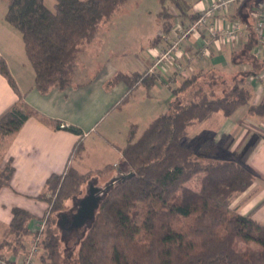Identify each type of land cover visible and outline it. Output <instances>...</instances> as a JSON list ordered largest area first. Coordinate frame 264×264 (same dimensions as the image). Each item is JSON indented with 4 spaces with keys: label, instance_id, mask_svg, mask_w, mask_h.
Here are the masks:
<instances>
[{
    "label": "trees",
    "instance_id": "trees-1",
    "mask_svg": "<svg viewBox=\"0 0 264 264\" xmlns=\"http://www.w3.org/2000/svg\"><path fill=\"white\" fill-rule=\"evenodd\" d=\"M120 1L56 0L51 8L45 0H7L5 18L22 33L27 56L35 69V85L42 93L73 84L78 46L94 36ZM164 1L161 0L159 16L163 31L168 32L173 15ZM199 16L195 14L193 21ZM247 33L248 50L242 53V61L250 59L255 41L254 35ZM0 71L19 95V100L0 114V132L13 134L38 113L22 100L16 79L3 58ZM154 72L119 71L111 83L126 81L128 96L140 83L150 88L157 78ZM250 72L233 78L230 88L220 95L215 89L216 80L208 83L209 87L201 81L215 71L188 74L172 88L176 97L169 108L155 117L139 137L131 131L122 155L125 167L131 168L135 175L116 184L101 202L94 222L76 246L77 264H264V223L251 213L241 214L231 208L234 196L246 191L259 174L234 159H199L198 151L212 156L219 152L220 143L212 137L196 146L186 141L192 125L218 111L230 116L240 106L249 104L252 92L246 82ZM249 111L264 114V104H252ZM55 126L83 133L79 127L62 125L59 120ZM81 150L79 141L73 157ZM114 168L106 165L81 172L70 165L63 173L48 178L37 196L49 204L46 215L39 219L46 218V227L42 232L36 230L34 235V239L40 237L37 264H65L54 214L65 209L68 200L80 193L91 174L106 175ZM122 168L119 166L120 171ZM14 170L10 159L0 170V190L10 186ZM199 172H204V176L200 189L196 190L186 181ZM138 208L142 212L143 235L133 240L123 234V228ZM34 217L21 207L12 209L13 238L9 242L16 250L27 247V238L32 234L29 223ZM239 240L245 244L243 249L236 245Z\"/></svg>",
    "mask_w": 264,
    "mask_h": 264
},
{
    "label": "crops",
    "instance_id": "crops-1",
    "mask_svg": "<svg viewBox=\"0 0 264 264\" xmlns=\"http://www.w3.org/2000/svg\"><path fill=\"white\" fill-rule=\"evenodd\" d=\"M142 1L144 3L139 4ZM142 1L121 0L111 14L104 18L94 36L78 46L73 84L66 89L53 87L42 93L36 87L35 69L27 56L21 32L18 34L11 31L6 44L0 46V59L6 60L22 100L38 113L30 116L15 133L0 132L2 165L11 159L15 169L10 186L0 190V254L7 258L22 261L32 246L35 232L43 221L39 219L46 215L49 206L37 196L52 174H61L70 165L80 170L75 165L77 160L83 162L85 157L91 155L94 165L86 172L113 165L115 168L111 171L115 173L120 171L119 166H125L122 148L129 140V128L133 130L136 122L140 121L145 124V129L155 117L165 112H158V105H170L175 98L172 88L179 77H184L179 72L180 66L188 68L191 73L200 70L219 72L226 80L251 71L246 84L255 97L256 103L253 104H264L260 102L264 100V78L257 81L252 76L255 70H264V55L255 54L260 41L255 30L254 9L260 0H235L227 8L207 17L205 24L183 40L181 54L174 60L156 66L155 72L150 69L154 66L156 54L168 48L181 29L191 27L198 20L193 21V16L197 13L201 16L214 0H166L165 4L175 5L174 10L170 6L168 8L173 15L170 17L173 25L168 32L163 31L159 16L163 6L161 0H152L146 4L145 0ZM139 8L144 15L149 11L155 15L157 29L152 37L135 30L140 27L143 32L149 31V23L148 20L144 21L145 18L139 24L133 21L136 18L134 13H138ZM232 23L239 24L245 32L239 44L212 42L211 28L226 27ZM248 31L254 35L255 41L250 50V59L242 61V53L248 50ZM205 45L208 52L200 56L199 51ZM236 65H241V68L235 69ZM146 70L157 75L150 88L140 83L127 96L129 86L126 81L111 83L119 71L133 73ZM17 100L18 93L0 71V114ZM250 105H243L244 110L236 116L238 109L230 116L222 112L228 118H218L209 134L220 143L219 152H241L243 163L259 174L246 191L237 194L238 199L232 203L231 208L234 211L241 210L236 211L241 214L251 213L256 220L264 223V114L251 113ZM57 120L62 125H75L83 133L72 132L63 126L57 128ZM245 120L247 125L243 123ZM99 127L102 128L101 132L90 138ZM191 127L188 139L192 134L197 138L198 130H190ZM248 136L251 144L245 150L243 144ZM79 141H82L81 153L73 157L74 147ZM14 207H21L35 215L29 223L32 234L27 238L25 249L16 250L9 242L13 238L10 222Z\"/></svg>",
    "mask_w": 264,
    "mask_h": 264
},
{
    "label": "rangeland",
    "instance_id": "rangeland-1",
    "mask_svg": "<svg viewBox=\"0 0 264 264\" xmlns=\"http://www.w3.org/2000/svg\"><path fill=\"white\" fill-rule=\"evenodd\" d=\"M45 1H46L47 5L49 7L54 8V4H55L56 0H45ZM151 1L152 0H145V4L148 3V2H151ZM143 3H144L143 1L139 2V4H141V5ZM164 3H166V0L164 1ZM165 5L168 8L170 6V9H172V10L175 9V5L172 4V3L170 5H168V4H165ZM7 7H8L7 0H0V46H3V45L6 44V40H8V36H9V33L11 31L13 32V30H14L15 32H18V34H20V31L18 29H16L14 26H12L5 18ZM134 15L136 16V18L133 19V21L137 22L138 24L141 23V21L144 20V18H145L144 21L146 22L148 20V23H149V31L143 32L142 29H140V27L136 28L135 30L137 32L139 30V32L141 34H143L144 36L147 35V34H149L150 37L154 36L155 33H156V29H157V20L155 19V15H153L150 11L148 12L147 15L146 14L144 15V13H141V8H139V12L138 13L137 12L134 13ZM144 39L146 40V38H144ZM234 68L235 69H240L241 65H236ZM242 74L243 73H239L238 76H241ZM182 79L183 78L179 77L178 81H177V83L175 85H177L178 83L182 82ZM231 79L232 78H228V80H226L225 76H221L219 74V72H215L214 75L209 74V75H206L205 78L202 77L201 81L202 82L205 81L206 87H209L208 83H210L212 80H216L218 82L217 83L218 85L215 87V89H217V91H218L217 93H218V95H220L223 90L230 88L231 84L233 83V79L232 80ZM141 90H143V89H141ZM174 97H176V96H174ZM161 101L163 102L162 98H161ZM260 102L264 103V100H262ZM253 103H256L254 96L251 97L249 104H253ZM158 106H159L158 112L159 111H163V110L166 111L168 109V107H169V103L166 104V105L162 103V104H159ZM244 108H245V106H240L238 108V110L236 111L235 116L240 114L244 110ZM220 117L222 119L228 118L227 116H225L222 113V111H219L217 113H214V115H213V117L211 119H208L206 121L197 123L196 125L192 126L190 130H198V132H199L198 133V137L196 138L195 137L196 135L192 134L193 136L190 139H188V137H187L186 141H188L191 144L196 146V145L200 144L206 138L213 137L209 133H211L212 128H214L216 126L215 124L217 123V120ZM136 123H137L136 127L133 130L135 132V135L138 137L142 133V131H143L144 127H145V124L143 122H140V121L139 122L137 121ZM243 123L245 125H247L246 120L243 121ZM101 130H102L101 127L97 128L95 131L92 132L90 138H93V137L97 136L101 132ZM128 131L129 132H127V133H131L132 129L129 128ZM194 137L196 139H194ZM249 139H250V136H248V138H246L244 140L243 148L245 147V150L251 144V143L249 144V141H250ZM196 155H197V157H199V159H202L204 161H207V160L212 159V158H221V159L229 158V159H234V160L240 161V162L244 161V158H243V155H242L241 152H237L236 154H230L229 152H227L225 150H221L215 156H212V155H208V154H206L204 152H199L198 151V152H196ZM91 156H89V158L85 157L83 162H81L80 160H77L75 165L81 171L86 172V171L90 170L91 166L93 164V161L90 158ZM95 163L99 164V162H95ZM2 164H3L2 163V159L0 157V170L4 169L7 163L5 165H2ZM122 167H123L122 171H127L129 169V167L128 168H126L125 166H122ZM117 172L114 173V171H110L106 175H99V174H96V173L95 174H91L90 178L82 185V189H81L80 193L74 195L73 197H71L70 200H68V205H67V207L65 209H63L61 211H58V212H56L54 214L55 227L58 229V232L60 234L61 241H62L61 249H62L63 259L65 261V264H77L76 263V246L78 245L79 240L84 236L83 231L85 230V228H81L79 231H76V232L70 234L68 237H64V240H63L62 239V230H61L60 226L58 225V220H59L58 214L60 212H63V211L64 212L65 211L71 212L72 210L75 211L74 210L75 202H77V200L79 198L83 197L87 193L88 188H89V186L91 184H94L96 186H100V187L104 188L109 183V181L113 178V176L117 174ZM113 173H114V175H111ZM203 176H204V172H199V173L195 174L193 177H191L189 180H187L186 184L189 187L193 188V189L199 190L200 186H201V179H202ZM241 193H238V194L241 195ZM236 197H237V194L232 199V203L236 202V199H238ZM254 200L255 199L249 200L250 202H248V203H251ZM232 203H231V205H232ZM233 210H234V208H233ZM236 211H241V210H236ZM141 222H142V212H141V209L138 208L137 211H135V212L133 211L132 212L131 221H127L125 223L124 228H123V234L128 236V237H130V238H132L133 240L139 239L143 235V230L141 228ZM44 238H46L45 234H44ZM236 245H237V247L239 249H243L245 247V244L242 241H240V240L237 241ZM4 256L7 257L6 255H4ZM37 263H39L38 258H37Z\"/></svg>",
    "mask_w": 264,
    "mask_h": 264
},
{
    "label": "built area",
    "instance_id": "built-area-1",
    "mask_svg": "<svg viewBox=\"0 0 264 264\" xmlns=\"http://www.w3.org/2000/svg\"><path fill=\"white\" fill-rule=\"evenodd\" d=\"M235 0H214L211 6L205 9L198 20L189 28L181 29V32L178 36L172 41L170 46L159 53L156 54L155 63L153 68L150 71H154L155 67L162 64L164 61L167 60H174V58L181 54V45L183 40L194 30H197L198 27L202 24H205L207 17L214 15L218 10L225 9L228 7L229 4L234 2ZM254 16H255V30L259 37L260 45L257 47L255 52L256 55H264V0H260L257 2V5L254 9ZM245 35L244 30L241 26L237 23H232L226 27H214L210 30V37L212 42H223L228 43L231 45L239 44ZM208 47L205 45L199 51V55L203 56L205 53L208 52ZM179 72L183 76H187L191 72L188 71L186 67H179ZM253 78L257 81H262L264 78V70L262 72H257L252 74ZM46 227V218L39 224L37 230L42 232ZM40 237H36L33 241V245L29 251V253L25 256L24 260L21 262L12 261L4 256H0V264H37L36 263V256L39 252L38 242Z\"/></svg>",
    "mask_w": 264,
    "mask_h": 264
},
{
    "label": "water",
    "instance_id": "water-1",
    "mask_svg": "<svg viewBox=\"0 0 264 264\" xmlns=\"http://www.w3.org/2000/svg\"><path fill=\"white\" fill-rule=\"evenodd\" d=\"M134 175V171L129 168L127 171H118L104 188L91 184L87 193L75 202V211H63L58 214V225L62 230V239L64 240V237H68L81 228H85L83 231L85 234L94 222L100 204L108 193L116 184L130 179Z\"/></svg>",
    "mask_w": 264,
    "mask_h": 264
}]
</instances>
